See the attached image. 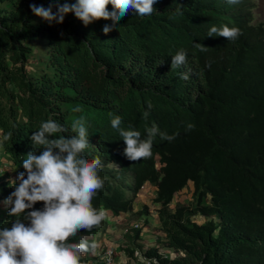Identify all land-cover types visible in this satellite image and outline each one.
I'll return each mask as SVG.
<instances>
[{
    "label": "trees",
    "instance_id": "1",
    "mask_svg": "<svg viewBox=\"0 0 264 264\" xmlns=\"http://www.w3.org/2000/svg\"><path fill=\"white\" fill-rule=\"evenodd\" d=\"M64 3L76 0H0V136L13 132L0 154L16 168L15 178L25 171L22 160L34 150L30 137L41 122L71 127L83 118L85 156L103 163L105 187L94 207L119 217L133 211L143 186L155 189L152 206L164 234L158 246L177 255L155 246L145 257L159 264H264V23L252 22L251 0H157L151 16L129 9L116 25L101 19L85 26L71 12L62 24H49L30 9L51 6L55 13ZM105 24L112 25L107 34ZM222 25L242 35L235 42L207 36ZM181 50L187 64L171 68V56ZM116 116L125 130L143 136L156 125L175 138L157 134L151 158L129 161L111 126ZM4 175L0 201L14 190ZM188 182L196 202L171 207ZM196 214L208 219L200 223ZM12 219L6 211L0 227ZM95 233L82 230L72 242H92Z\"/></svg>",
    "mask_w": 264,
    "mask_h": 264
},
{
    "label": "clouds",
    "instance_id": "2",
    "mask_svg": "<svg viewBox=\"0 0 264 264\" xmlns=\"http://www.w3.org/2000/svg\"><path fill=\"white\" fill-rule=\"evenodd\" d=\"M157 0H76L74 4L57 5L54 13L48 8L30 5L31 12L49 22L62 24L65 15L74 13L85 26L95 21L111 20L112 25L126 16L129 9H135L137 16H151L156 9ZM230 5L239 4L241 0H226ZM111 4L112 10H108ZM183 5L177 4L179 14ZM112 25L105 24L102 31L107 34ZM242 32L237 27L222 25L212 26L208 37H224L235 42ZM201 51L208 48L202 44H194ZM187 52L181 50L171 56V68H179L187 64ZM210 67V63L207 65ZM188 73H181V79L187 80ZM151 108V104L148 105ZM76 108L75 111H79ZM149 113H144L147 116ZM119 116L111 120V126L119 131L125 148L123 155L129 161H140L152 157L153 140L157 134L162 140L169 142L175 138L160 132L156 125L140 131L120 127ZM194 125L188 124L192 130ZM65 133L74 135L66 136ZM12 131L2 134L0 144L8 142ZM89 132L83 118L75 120L71 127H65L55 120L41 122L39 129L30 137L33 151L22 160L25 171L19 172L10 181L14 190L0 201L13 217L11 226L0 227V264H81L86 254H95L98 244L81 237L72 242L80 232H90L100 227L107 211L93 205L94 198L104 190L105 180L100 175L103 170L102 161L96 157L88 159L85 150L89 146ZM37 152L39 154H37ZM141 190V189H140ZM139 190V191H140ZM138 191V192H139ZM37 202L43 207L36 209ZM139 228V226L137 227ZM144 254V253H143ZM121 264H125L122 260Z\"/></svg>",
    "mask_w": 264,
    "mask_h": 264
},
{
    "label": "crops",
    "instance_id": "3",
    "mask_svg": "<svg viewBox=\"0 0 264 264\" xmlns=\"http://www.w3.org/2000/svg\"><path fill=\"white\" fill-rule=\"evenodd\" d=\"M2 163L5 164L6 178L14 173L16 174V168L8 162L4 155L2 156ZM9 179L11 178L9 177ZM138 194L131 213H122L119 217H115L111 215L110 212H107V227L103 228V230H100L98 227L93 228L96 231L94 241L98 244V248L96 253L92 254L91 260L88 263H94L97 261V254L107 247H112L114 250V264H121L122 260L125 261V264H145L143 258L134 255V250L144 253L147 248L155 246L158 247L159 253L165 256L173 257L177 255V253L171 249H165V247L158 246L160 245L159 240L162 237V232L159 229L157 212L154 211L155 209L153 207L148 209V213L145 212L139 215L138 219L140 220L139 224H137L139 225V228H134L135 225L133 224L128 227H123L121 225L122 222L129 219L130 215H136L144 205H150L155 197V189L151 186H145V188L141 189ZM133 228L139 230L138 235H136V232H130V235L126 234L129 230L132 231ZM128 249H131L133 252L129 253L127 251Z\"/></svg>",
    "mask_w": 264,
    "mask_h": 264
},
{
    "label": "rangeland",
    "instance_id": "4",
    "mask_svg": "<svg viewBox=\"0 0 264 264\" xmlns=\"http://www.w3.org/2000/svg\"><path fill=\"white\" fill-rule=\"evenodd\" d=\"M251 8H250V11H251V16H252V22L253 23H264V0H251ZM2 156V155H1ZM8 170V169H7ZM5 171V170H4ZM4 174H5V172H4ZM6 175V174H5ZM4 175V176H5ZM9 177L11 178V179H9ZM8 178H6V176H5V180H9V181H12V180H14L15 179V173L14 174H12L11 176H9ZM150 193V192H149ZM139 195V194H138ZM137 195V196H138ZM196 197H197V195L193 192V186H192V183L191 182H188L187 183V185H186V187L185 188H183L180 192H178V193H176L174 196H173V200H172V202H171V204H170V206L171 207H173L174 205H176V204H184V205H187V204H193V203H195L196 202ZM145 206V205H144ZM148 206V205H147ZM149 206H151V207H153L152 206V201H151V203H150V205ZM150 207V208H151ZM155 210V212H157V210H156V208H154ZM7 210L4 208V206H3V204L2 203H0V215H4V213L6 212ZM148 211L149 210H147V213H148ZM153 211V212H154ZM138 217H139V215H137V213H136V215L134 214V215H130V217H129V219L127 220V221H124V222H122V226L123 227H128L129 225H137V224H139V220L140 219H138ZM192 219H194V220H196V221H198V222H200V223H204L207 219H208V217L207 218H205V217H203V216H201L200 214H196V215H194L193 217H192ZM106 218H105V220L102 222V224H101V226L100 227H98L100 230H103V228H106L107 227V222H106ZM135 221V222H134ZM134 228H136L137 229V227H135L134 226ZM133 228V229H134ZM132 229V231H130L129 230V232L128 233H126V234H128V235H130V232H132V233H134L136 230L134 229L133 230ZM160 229V228H159ZM99 230V231H100ZM105 231V230H104ZM160 231H161V229H160ZM162 232V231H161ZM162 235H164L163 234V232H162ZM125 238V237H124ZM123 238V239H124ZM166 253H168V252H166ZM91 255V254H90ZM171 255V254H170ZM92 256V255H91ZM171 257V256H170Z\"/></svg>",
    "mask_w": 264,
    "mask_h": 264
},
{
    "label": "built area",
    "instance_id": "5",
    "mask_svg": "<svg viewBox=\"0 0 264 264\" xmlns=\"http://www.w3.org/2000/svg\"><path fill=\"white\" fill-rule=\"evenodd\" d=\"M5 170V164L2 163V156L0 155V174H4ZM145 188L143 186L141 189ZM139 225H135V227H138ZM134 255L135 256H140L145 260V264H159V261L157 260L156 257L152 258H147L144 256V254L141 251H135L134 250ZM98 260L95 261L94 263H87V264H114V250L112 247H107L103 249L100 253L97 254Z\"/></svg>",
    "mask_w": 264,
    "mask_h": 264
}]
</instances>
